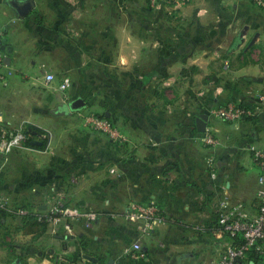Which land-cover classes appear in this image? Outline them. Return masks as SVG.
<instances>
[{"label":"crops","instance_id":"obj_1","mask_svg":"<svg viewBox=\"0 0 264 264\" xmlns=\"http://www.w3.org/2000/svg\"><path fill=\"white\" fill-rule=\"evenodd\" d=\"M129 4L130 0H0V29L7 38L5 69L12 71L8 80L0 83V114L6 125L19 126L31 122L35 116L26 109L32 99L27 88L47 86L43 74L53 70L44 58L50 60L53 50L59 51L64 61L61 66L68 67L67 70L83 65L131 66L124 71V80L130 91L135 89L131 96L134 95L136 104L125 108L123 115L129 139L122 144H109L108 149L92 140L90 153L0 151V194L10 197L6 210H0V264H20L18 260L11 263L8 260L22 252V264H58V258L64 256L76 257L80 264H214L228 240L223 232L205 230L203 225L214 223L221 197L225 194L231 199L240 197L250 213L258 208L254 177L259 168L253 162L249 146L255 143L264 147V132L259 131L264 126V86L238 92L241 100L254 96L258 132L253 129L248 135L255 142L243 131L231 141V135L217 130L221 141L216 148L211 147L214 151L202 146L196 137L199 135L196 117L204 111L195 112L189 102L203 91L186 86L184 97L190 105L180 107L178 100L183 96L178 84L194 81L189 66L196 65L199 59L200 67L207 66L208 56L205 52L197 57L181 54V49L186 48L179 41L181 28L170 27L172 41L166 44L154 36L156 28L133 27L132 17L137 14L132 13ZM181 14L187 18L194 16V13ZM239 33L244 34V30ZM235 40L227 48V54L233 55L234 70L239 72L244 67L241 62L245 52H241V38ZM252 48L261 50L264 60V42ZM151 50H167L170 55L157 52L152 68L133 71L134 62L146 60ZM41 70L43 73L39 74ZM207 76L204 74L200 81ZM245 76L243 81L249 85L264 79L261 71L256 73L255 80ZM111 78L118 80L115 73L110 74ZM247 124L230 125L239 128ZM39 135L33 130V139H39ZM32 145L27 150L36 151L41 146ZM212 153L217 161L215 176L206 163ZM238 165L245 167L240 168L244 177ZM107 166H113L115 173L109 169L107 172ZM133 198L155 202L165 213L154 231L141 238L142 253L137 258L125 254L119 242L129 235L134 236L133 240L139 238L138 227L112 211L125 208ZM58 199L70 205L98 208L100 216L91 228L95 233H90L81 222H72L68 231L62 222L54 229L50 223L45 228L40 223L25 221L18 214L19 206L36 213L48 210ZM103 250L113 253L104 257ZM85 253L97 260L85 258ZM241 264L255 262L249 256Z\"/></svg>","mask_w":264,"mask_h":264},{"label":"rangeland","instance_id":"obj_2","mask_svg":"<svg viewBox=\"0 0 264 264\" xmlns=\"http://www.w3.org/2000/svg\"><path fill=\"white\" fill-rule=\"evenodd\" d=\"M183 5L185 6L182 7ZM129 6L132 13L137 14L135 17H132L133 27H144L147 25L148 27L156 28V33H153L154 36L166 44L171 43L172 41L170 29L172 27L176 29L181 28L183 32H180L179 34V41L181 47H186L181 49V54L190 53L197 57L201 55L203 56V53L205 52L208 56V59L206 60L210 61V64H207V66L200 67V65H198V63H202L200 59L197 60L195 63L196 65L189 66V73L194 75V81L188 82L185 80L179 82V89L181 96H183L178 100L179 106L183 107L185 105H190L189 103H191L195 112L204 111V113L208 115L207 128L209 133H214V135L220 137L217 134V130L222 131L224 134L231 135L232 141L239 131H243L246 132L245 136L250 138L249 140L254 141L248 134H250L253 129L257 130L255 119L258 118V113H255V99L254 96L251 95V97L241 100L239 97L242 95L238 92H244L246 89L252 90L255 87L262 89L264 86V79H262L261 82L257 80L256 82H258V84L253 82L252 85L244 83L243 81L245 75V77H252L255 80L256 73L258 74L259 71L264 73L262 51H255V49L253 50L254 47L252 48V46L261 45L264 42V0H130ZM169 10L171 13L168 12ZM183 12L189 14L194 13V16L190 18L183 17L181 14ZM225 27L229 30L224 29ZM243 30L244 34H240L239 32ZM258 31H261L263 34L258 33ZM237 37H240L242 40L243 47H241V52H245L243 61L241 62L244 67H242L239 72L234 70L236 67L233 65V55L231 57L227 54V48H229L233 42H237V40L234 41ZM174 40L176 41V39ZM238 43L240 42L238 41ZM34 47L35 45L33 46V51ZM247 47L250 48V51L246 50ZM92 52L93 51H89V54ZM96 52L98 53L99 51ZM157 52H161V54L166 57H169L170 55L167 50H158ZM157 52L151 50L147 54L146 60L143 62L141 60L134 62L135 64L132 66L133 71L139 70L140 68L147 70L152 68V62L157 56ZM237 52L238 51L235 53ZM52 53L53 57H51V61L48 57H45L44 61L50 64V67L57 73V75H68L70 77V85L65 92L54 88H50L51 90H49L47 86H38L36 89L34 87L27 88V94L32 99L28 101V105L26 106L28 108L26 109L31 110L33 112L32 114H35L34 117H31V122L22 123V125L19 126H9L3 122L2 118V124L13 131L22 129L24 132L29 127L34 128L37 133L40 134L39 139L42 140V144L36 151L27 150L33 147L26 145L25 141L27 139H24L7 152V154L17 149H26L27 152L25 153L48 155H59L60 153L74 154L77 151L90 153L93 151V146L91 144L92 140H97L98 144L105 149H108L107 146L109 144L125 143V141L129 139V136L125 130L126 122L123 117L124 111L125 108L136 107L135 102L133 103L134 95L131 96L135 89L133 88L134 91H130L129 83L124 80V71L130 69L131 66L124 67L123 65H117L116 67H113L105 64L100 66L83 65L77 67L72 66L71 69L67 70L66 68L68 67L61 66L64 61L60 59L59 51L53 50ZM105 54L107 53L105 52ZM253 63H257L258 65L255 67V65H252ZM42 73L41 70L39 74ZM111 73H115L118 80L113 81L112 78L110 79ZM204 74L208 75L207 79L205 78V81H200ZM139 84L140 82L137 83V85ZM189 85L193 87L194 91H203L202 95L196 94V98H193V100L190 99V102L187 97H184V89ZM79 97L85 100V104L82 107L72 110L67 114L50 112L51 108H55L58 104L63 103L64 101L68 102L69 98L76 99ZM136 98L139 101L140 96L138 93ZM227 106L246 108L251 111V114L232 118L227 116V114H224L221 110ZM110 112L115 114L111 116L109 115L111 114ZM93 115H98L103 118L104 121L109 122L110 125L119 129L122 133L124 132L126 140L114 141L108 131L102 127L98 128L93 126L89 122V117ZM242 122L248 123L247 125L249 126H240L237 128L230 125H237ZM263 127L259 129V131L264 132ZM256 132H258V130ZM198 134L199 135H196V137L199 141L200 132ZM201 144L206 148H216L215 146L202 142ZM251 145L263 147L255 143H252ZM213 148H211V150H213ZM200 149L203 150L201 147ZM208 151L209 150H206L207 153H209ZM102 152L100 154H102ZM210 160L215 163L216 170L217 161L213 153L206 159L207 166L209 165L208 161ZM232 165L234 166L235 162H233ZM242 167L245 168L244 166L238 165L239 170ZM108 169L109 172L115 173L114 171H116L113 166H107V172ZM239 172H241L240 175L242 177L245 176L244 171L242 172L240 170ZM254 178H257L258 186V174ZM241 180H244V178H241ZM225 197H227L231 204L241 203L240 200H242L240 197H232L231 199L226 194L223 195L221 199ZM57 201H59V199L55 200L48 210L38 212L41 215V218L52 213L51 208L57 203ZM131 201L138 203L150 202L140 201L134 198L128 202L130 203ZM128 202L125 208L112 211L115 214H118V216L124 217L128 222H132L135 227H138L140 231L139 238L133 240L134 236L129 235L125 236L122 240L120 239L119 242L125 254L129 255L131 258H137L142 253V244L141 250L138 252L137 256H132L131 253L125 252V249L138 239L141 243V238L144 237L140 230L143 223L139 218H131L128 216ZM79 206L83 208L82 211H93L96 213V219L91 222V225L84 226L90 231V233H95L94 231L91 232V228L100 216L98 208H87L83 205ZM160 208V214L162 216L160 219L161 221L164 220L165 213L162 207ZM254 212L248 213L252 214ZM156 225L157 224H155L145 236L151 234ZM197 227L201 229L200 225ZM20 243H22V241H20ZM262 252H264V249ZM112 253V250L110 252H105V250H103L102 255L106 257L108 254L111 255ZM262 256L264 261V254ZM16 260L20 261V264H22L24 260L23 252L10 257L8 263ZM57 261H59V258ZM261 264H264V262Z\"/></svg>","mask_w":264,"mask_h":264},{"label":"built area","instance_id":"obj_3","mask_svg":"<svg viewBox=\"0 0 264 264\" xmlns=\"http://www.w3.org/2000/svg\"><path fill=\"white\" fill-rule=\"evenodd\" d=\"M5 33L0 29V83H5L9 75L12 73L10 69H5V52L2 48L3 38ZM45 85L52 86L56 90L65 92L70 85V77L66 74L58 76L54 71L46 70L43 74ZM224 114L234 117H240L251 114V111L246 108L227 106L221 109ZM89 122L95 127H102L109 132L114 141L126 140L125 133L110 125L109 122L103 120L98 115L89 117ZM30 134H26L22 129L16 131L6 128L2 124V115L0 114V151L3 153L9 152L14 146L18 145L21 140L29 138ZM199 141L211 146L220 144L221 139L209 133L208 128L200 132ZM250 151L254 163L260 169L258 174V186L256 196L259 200V205L256 212L248 213L242 203L231 204L227 197L221 199L218 204V222L221 232H227L231 236L239 235V241H226L219 257L214 264H240V261L246 256V252L250 248H256L260 251L264 249V148L251 145ZM209 167L212 169L211 175L215 176V163L212 160L208 161ZM113 170V169H112ZM114 171V170H113ZM115 172V171H114ZM10 197L0 194V210H6ZM52 213L47 216V219L53 225L59 222L64 224L66 230L71 231L72 222H81L84 226H90L91 222L96 219V213L93 211H82V207L75 205H65L63 201H57L52 206ZM128 216L131 218H139L142 220L141 234L147 235L151 228L161 219V208L155 202L138 203L130 202L128 205ZM24 212V210H21ZM141 250L140 240H136L126 247L125 252L131 253L132 256H137Z\"/></svg>","mask_w":264,"mask_h":264},{"label":"trees","instance_id":"obj_4","mask_svg":"<svg viewBox=\"0 0 264 264\" xmlns=\"http://www.w3.org/2000/svg\"><path fill=\"white\" fill-rule=\"evenodd\" d=\"M33 130H36L34 128H31L29 127L28 129L25 130V133L26 134H30L29 138H27V140L25 141V144L28 145V146H33L31 141L33 139ZM65 203V205H70L68 203H66L65 201H63ZM259 205V204H258ZM19 209H24V212H20ZM19 209H18V214L27 222H36V223H40L41 225H43V227H47V225L49 226V223L51 225V222L47 219V216L41 218V215L38 213V212H33V211H30L28 210L27 208L23 207V206H19ZM203 228L205 230H208V229H218L219 228V222H218V212L216 213L215 212V221L214 223H212L211 225H203ZM225 235H226V238L228 241H239L241 240V236L240 234L239 235H236V236H231L229 233L227 232H223ZM264 252L256 249V248H250L247 250L246 252V256L240 261V264L242 263V261L246 258V257H251V259L253 260V262H255L256 264L258 263H263V255ZM58 264H80L77 260L76 257H73V256H64V257H59V261H58Z\"/></svg>","mask_w":264,"mask_h":264},{"label":"water","instance_id":"obj_5","mask_svg":"<svg viewBox=\"0 0 264 264\" xmlns=\"http://www.w3.org/2000/svg\"><path fill=\"white\" fill-rule=\"evenodd\" d=\"M24 6L25 5H23V7ZM24 8H26V7H24ZM6 41H7V38L4 36L3 45H2L3 49H5ZM7 60H8V57L5 56V61H7ZM84 104H85V100L83 98L79 97V98H76L74 100L58 104L51 111L54 112V113L55 112L68 113V112H71L72 110H76V109L82 107ZM207 119H208V115L204 114V113L196 117V127H197V130L199 132H203V131L206 130ZM31 143L35 144V145H41L42 144V140L33 139L31 141ZM83 256L85 258H87V259H90V260H94V261L97 260V258L95 256L87 254V253L83 254Z\"/></svg>","mask_w":264,"mask_h":264}]
</instances>
